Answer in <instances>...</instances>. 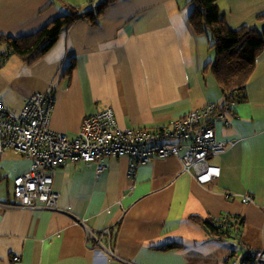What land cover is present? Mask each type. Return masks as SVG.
Wrapping results in <instances>:
<instances>
[{
    "label": "crops",
    "instance_id": "crops-1",
    "mask_svg": "<svg viewBox=\"0 0 264 264\" xmlns=\"http://www.w3.org/2000/svg\"><path fill=\"white\" fill-rule=\"evenodd\" d=\"M188 3L117 0L98 25L78 22L63 32L36 64L9 56L0 64V101L18 116L28 98L50 94L49 127L69 140L84 118L105 108L122 129H150L207 104L221 106L220 88L204 71L214 54L207 39L193 33ZM65 5L91 7L89 0H0V33L32 34L66 14ZM218 7L233 29L264 28V20H256L264 0H220ZM72 61L69 78L64 72ZM245 94L244 103L225 111L228 126L215 123L216 137L234 145L210 160L220 169L213 185L197 183L175 157L155 158L133 175L127 157L106 158L98 174L94 163L67 162L52 172L58 211L40 203L27 208L14 199L13 180L31 161L12 151L1 154L0 264H214L212 254L190 251L198 234L209 238L191 216H239L258 233L250 248H263L264 53ZM245 196L252 202L243 203ZM91 234L102 237L103 249ZM169 243L181 246L158 249Z\"/></svg>",
    "mask_w": 264,
    "mask_h": 264
},
{
    "label": "built area",
    "instance_id": "built-area-1",
    "mask_svg": "<svg viewBox=\"0 0 264 264\" xmlns=\"http://www.w3.org/2000/svg\"><path fill=\"white\" fill-rule=\"evenodd\" d=\"M91 8L100 0H89ZM50 94H36L26 100L20 115L15 116L0 101V155L6 151L25 156L31 161L28 171L13 180V195L19 206L33 208L36 203L50 211H58L59 195L52 191V172L67 162L83 161L96 164V172L105 169L106 158L127 157L131 175L135 168L155 158H178L183 172L201 185L219 181L220 169L210 160L227 152L234 142L216 137L215 123H230L216 104L191 110L163 128H125L117 125L114 112L105 108L84 118L78 136L69 140L63 132L49 127L54 106ZM226 198H229L227 195ZM243 203L252 202L250 196ZM223 218H214L220 224ZM92 237H94L91 234ZM95 238V237H94ZM101 239L96 248H101ZM245 250L231 264H264V247ZM13 261H18L14 257Z\"/></svg>",
    "mask_w": 264,
    "mask_h": 264
},
{
    "label": "trees",
    "instance_id": "trees-1",
    "mask_svg": "<svg viewBox=\"0 0 264 264\" xmlns=\"http://www.w3.org/2000/svg\"><path fill=\"white\" fill-rule=\"evenodd\" d=\"M117 0H100L93 8L82 11L77 7L65 5L67 13L50 21L36 32L19 37L6 36L0 33V64L9 56H15L27 66L36 64L57 42L60 35L68 31L78 22H86L90 26L99 24L107 9ZM220 0H189L192 6L187 21L196 36L206 37L209 48L213 51L214 60L209 62L204 71L209 72L220 88L224 103L219 106L225 115L236 104L246 101L245 89L256 68L258 60L264 53V28L241 26L231 28L220 13ZM257 21L264 20V14L258 15ZM75 69L72 61L64 74L71 77ZM226 118V117H225ZM23 156V155H22ZM6 177L0 172V183ZM220 224L213 219H202L191 216L190 221L202 227L207 236L219 242L235 237L244 246L254 245V237L258 233L244 225L239 216H223ZM250 242H249V240ZM181 244L169 243L159 247V250L178 249ZM227 256L222 264H230L236 256V248L227 243L224 245ZM251 249V248H250ZM258 250V249H255Z\"/></svg>",
    "mask_w": 264,
    "mask_h": 264
},
{
    "label": "rangeland",
    "instance_id": "rangeland-1",
    "mask_svg": "<svg viewBox=\"0 0 264 264\" xmlns=\"http://www.w3.org/2000/svg\"><path fill=\"white\" fill-rule=\"evenodd\" d=\"M189 7L190 9L192 8L191 5H189ZM4 184H5L4 182L0 183V190L2 186H4ZM227 243H231L236 248V251H237L236 258L239 260L243 256L245 250L241 248V246L239 245L238 239L235 237H232L231 239H227L224 242H219L214 239H209L206 236L204 237L203 234L201 233L196 236L195 246L190 245V249H191L190 251L197 252L202 255L212 254L213 256L211 260L215 262L214 264H222L224 259L227 256V251L224 249V245ZM188 250L189 249H186L185 251H188ZM233 259L234 257L232 258L231 262L233 261Z\"/></svg>",
    "mask_w": 264,
    "mask_h": 264
}]
</instances>
